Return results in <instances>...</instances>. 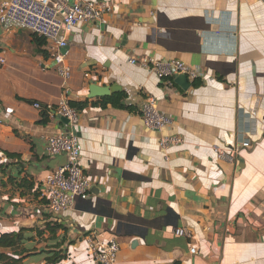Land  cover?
<instances>
[{
  "label": "crops",
  "instance_id": "0c3cea01",
  "mask_svg": "<svg viewBox=\"0 0 264 264\" xmlns=\"http://www.w3.org/2000/svg\"><path fill=\"white\" fill-rule=\"evenodd\" d=\"M91 1L112 11L69 37L68 80L45 40L0 26V236L26 237L2 252L22 264H95L93 238L118 242L117 264H264L262 0ZM144 57L181 60L202 78L166 87L130 62ZM93 84L112 89L105 98L123 94V107L90 99ZM64 97L89 101L76 132L92 189L54 215L41 181L66 157L48 156L47 141L69 127L43 115ZM149 97L173 119L161 133L144 125ZM166 136L183 143L163 151Z\"/></svg>",
  "mask_w": 264,
  "mask_h": 264
},
{
  "label": "built area",
  "instance_id": "2783aa9c",
  "mask_svg": "<svg viewBox=\"0 0 264 264\" xmlns=\"http://www.w3.org/2000/svg\"><path fill=\"white\" fill-rule=\"evenodd\" d=\"M264 4V0H262ZM112 7L98 4L91 0H9L0 4V26L7 31L27 30L45 40L54 60L57 73L64 79H70L71 68L66 64L69 37L82 24L101 22ZM132 64L148 69L166 87H173L175 78L187 76L191 82L202 78L201 71L181 60H158L150 57L131 59ZM7 64V59L0 51V68ZM67 97H64L57 107L48 106L47 110L53 117L63 116L69 120V132L50 137L46 152L50 157L65 156L63 166L48 174L41 181L40 196L46 201L49 210L54 215H60L72 207L77 200H87L90 197L92 181L84 172L81 159L82 144L74 132L79 124V112L73 109ZM37 109H43L36 104ZM7 113H13L8 109ZM141 114L146 128L161 133L172 126L173 119L162 113L158 100L149 97L141 107ZM183 139L179 136L163 137L160 147L166 151L171 146L180 145ZM244 146L249 147L250 143ZM220 158L226 154L219 147L214 148ZM180 237L192 238L185 229H177ZM119 244L116 240L108 242L91 238L89 252L93 255L95 264H117ZM192 254H197L195 248Z\"/></svg>",
  "mask_w": 264,
  "mask_h": 264
},
{
  "label": "trees",
  "instance_id": "16d2710c",
  "mask_svg": "<svg viewBox=\"0 0 264 264\" xmlns=\"http://www.w3.org/2000/svg\"><path fill=\"white\" fill-rule=\"evenodd\" d=\"M123 94L116 95L114 97L104 98L101 101L102 107H107L108 104H112L115 106H122L121 99ZM70 106L77 110L78 112L83 111L89 106V101L86 102H77V101H70ZM94 106H97V103H93ZM123 107V106H122ZM44 123H47L50 118L49 112H44ZM26 240L25 232L22 231L20 233H12V234H4L0 236V264H22L21 259H16L12 255L6 254L2 252L3 249H12L14 253H17V250L24 244ZM15 256L17 254H14ZM61 258H58L60 260Z\"/></svg>",
  "mask_w": 264,
  "mask_h": 264
},
{
  "label": "water",
  "instance_id": "95a60500",
  "mask_svg": "<svg viewBox=\"0 0 264 264\" xmlns=\"http://www.w3.org/2000/svg\"><path fill=\"white\" fill-rule=\"evenodd\" d=\"M178 81H181L184 85H189V81H188V77L187 76H181L178 78ZM89 98L93 99V98H105L108 97L112 94V89L109 87H102L96 84H93L90 86L89 88ZM62 122L69 126V120L63 116H58ZM75 134H77V132H74Z\"/></svg>",
  "mask_w": 264,
  "mask_h": 264
}]
</instances>
